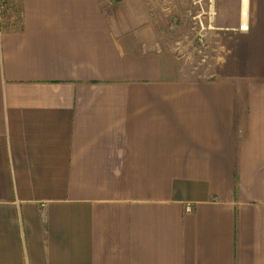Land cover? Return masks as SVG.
Here are the masks:
<instances>
[{"label":"crops","instance_id":"crops-1","mask_svg":"<svg viewBox=\"0 0 264 264\" xmlns=\"http://www.w3.org/2000/svg\"><path fill=\"white\" fill-rule=\"evenodd\" d=\"M189 81L148 0H7L0 264H264V0H214Z\"/></svg>","mask_w":264,"mask_h":264},{"label":"rangeland","instance_id":"rangeland-1","mask_svg":"<svg viewBox=\"0 0 264 264\" xmlns=\"http://www.w3.org/2000/svg\"><path fill=\"white\" fill-rule=\"evenodd\" d=\"M211 3L214 0H148L159 41L154 46L171 51L181 76L190 82L214 78L226 55L224 45L215 43L218 38L209 31Z\"/></svg>","mask_w":264,"mask_h":264},{"label":"built area","instance_id":"built-area-1","mask_svg":"<svg viewBox=\"0 0 264 264\" xmlns=\"http://www.w3.org/2000/svg\"><path fill=\"white\" fill-rule=\"evenodd\" d=\"M3 3H4V0H0V32H1V29H2V9H3Z\"/></svg>","mask_w":264,"mask_h":264}]
</instances>
